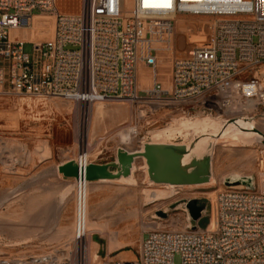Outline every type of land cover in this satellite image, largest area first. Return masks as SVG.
Instances as JSON below:
<instances>
[{
    "label": "built area",
    "instance_id": "2783aa9c",
    "mask_svg": "<svg viewBox=\"0 0 264 264\" xmlns=\"http://www.w3.org/2000/svg\"><path fill=\"white\" fill-rule=\"evenodd\" d=\"M46 15L53 19L51 37L25 40L20 31ZM189 17L212 19L211 39L185 57L174 56L168 89L140 94L138 48L149 23H171L173 34L175 21ZM2 96L79 105L118 100L137 105L139 118L157 106L183 115L198 108L237 123L251 105L264 106V0H84L78 15L59 13L55 0H0ZM203 216V229L198 223L195 230L155 227L146 232L135 260L101 264H175V257L178 264H264V178L251 188H224ZM85 238L84 206L76 204L73 249ZM64 252L70 254L58 257ZM81 263L71 249L32 257L0 253V264Z\"/></svg>",
    "mask_w": 264,
    "mask_h": 264
},
{
    "label": "rangeland",
    "instance_id": "374dc122",
    "mask_svg": "<svg viewBox=\"0 0 264 264\" xmlns=\"http://www.w3.org/2000/svg\"><path fill=\"white\" fill-rule=\"evenodd\" d=\"M58 7L69 10L70 3L58 0ZM170 25L149 23V31L139 45L137 89L140 94L170 87L175 56ZM31 29L35 34L30 41H45L52 35L53 19L48 15L37 18ZM176 34L177 57H185L190 40L211 38L212 19L182 18L177 23ZM249 112L245 119L239 117L236 120L250 125L256 139L237 135L233 120L205 109H191L189 115H183L171 106H157L153 113L139 118L137 105L118 100L79 105L62 98L0 97V253L9 257H32L51 249L73 250V235L64 242H51L35 235L42 234L56 216L60 217V235L63 234L70 210L73 212L74 232L77 181L67 188H63L67 183L61 181L60 208L53 213L47 207L51 203V192L20 184L24 172L34 165V160L50 157L53 164L65 163L80 154L81 165L88 164V161L110 162L117 148L136 149L143 142L185 146L187 153L181 161V170L188 171L190 161H208L210 181L189 187L154 185L147 181L144 164V170L133 166L130 177L121 178L117 183L102 181L104 183L96 185L98 189L93 193L91 190L95 185L86 183L88 234L85 241L88 250L87 256L86 253L83 256L85 263L101 264L106 252L137 249L140 232L149 222L153 223L151 229H183L188 225L183 201L197 200L209 211L212 202L224 189V182L252 178L256 186L261 176L264 177V106L251 105ZM206 123L228 127L213 132L203 128ZM128 128L133 135L123 141L119 134ZM186 160L188 165L184 166ZM97 201L104 204L102 212L107 215H100L101 205ZM111 205L114 209L118 207L113 218H127V222H123L128 230L125 238L114 237L122 223L111 225L105 222L111 219ZM173 206L175 208L171 209ZM158 213H164L166 217L161 218ZM99 215L100 222L104 221L101 225L95 221ZM149 215L153 216L150 221ZM207 222L203 216L198 226L203 229ZM79 260L84 262L81 258ZM174 262L178 264L179 258L175 257Z\"/></svg>",
    "mask_w": 264,
    "mask_h": 264
},
{
    "label": "water",
    "instance_id": "95a60500",
    "mask_svg": "<svg viewBox=\"0 0 264 264\" xmlns=\"http://www.w3.org/2000/svg\"><path fill=\"white\" fill-rule=\"evenodd\" d=\"M186 151V147L182 145L144 143L141 149L130 153L123 148H118L115 160L109 164L88 163L80 165L77 160L68 161L61 164L57 171L61 177L74 181H85L87 183L118 181L121 178L130 177L135 160L143 159L147 178L154 185L189 187L208 184L210 181L207 172L209 168L208 161H190L188 171L181 170L180 164L183 156L187 153ZM253 185L252 178L240 180L234 184H232V180L223 183L224 188L238 186L251 188ZM182 204L186 209L189 228L195 230L206 208L204 205H200L197 200H186ZM174 208V206L171 207V209ZM157 215L161 218L166 217L164 213H158ZM69 254V252L59 253L58 257L68 256Z\"/></svg>",
    "mask_w": 264,
    "mask_h": 264
},
{
    "label": "crops",
    "instance_id": "0c3cea01",
    "mask_svg": "<svg viewBox=\"0 0 264 264\" xmlns=\"http://www.w3.org/2000/svg\"><path fill=\"white\" fill-rule=\"evenodd\" d=\"M70 3V7L68 8L69 10H61L58 7V0H55V7L56 10L64 15H78L81 13L82 8H83V2L84 0H67ZM182 18H179L178 20L175 21V28H174V33H173V37H174V55L175 57H177V34H176V28H177V23L178 21H180ZM212 37V36H211ZM209 39H192L190 40L189 43V49L191 47L200 45L205 43L206 41L210 40ZM188 49V50H189ZM144 144L141 143V146ZM141 146H138L136 149H125L127 152H134L135 150H139L141 148ZM118 149V148H117ZM117 151V150H116ZM115 155L113 156V159L110 162H96V161H88L89 163L92 164H98V165H105V164H109L112 163L115 160ZM80 156V154L74 158L73 160L70 161H76L78 159V157ZM66 163V162H65ZM64 163H56L53 164L52 160L50 161V157L46 158L44 160H34V165L32 167H29L23 174V177L21 179L20 184H26V185H34V187L37 190H48V192H51V203L47 205V207H49V209H51V212H57L60 208V204H59V193L61 190V181L67 183L66 185L63 186V188H67L69 186H72L74 183V180H69V179H65L63 177H61L58 174L57 168ZM144 160L143 159H136L133 166H135V169L138 168L140 166V168H143L144 170ZM135 171V170H134ZM119 181V180H118ZM148 183L150 182L147 178ZM116 182V181H115ZM104 182L102 181H97V182H93V183H89V185H95L92 186L94 188H92V193L94 191H97V186L99 184H103ZM117 183V182H116ZM122 185H126V186H130L128 184H124V183H120ZM148 187H150V185L148 184ZM150 191V190H149ZM98 203V201H97ZM99 206L101 205V214L107 215L105 214V212H102V205H104L103 203H98ZM113 205H111L112 207ZM55 210V211H54ZM112 213H111V219H109V221H105L111 225H115L118 223H122L123 226L120 227V229H118L117 231H115V238H125L127 237L126 233L128 232V230H126V226H124L123 222H127V218H121V219H116L113 218V215L117 212L118 207L114 206L112 207ZM40 213H44L43 211H41ZM68 221L65 224V230L64 233L60 235V217L56 216L52 218L51 221V225L46 227V229H44V231H42V234L37 233L35 235L36 238H40V239H46L49 240L51 242H56L61 240V242L64 241H69L73 235V212L72 210L68 211ZM100 215L95 218V221L101 225L100 223L104 222H100L101 218ZM150 219H153V216H148V220L150 221ZM153 222V221H151ZM153 223H147V227H145L144 229L141 230L140 232V242L139 245L141 243V241L144 239L146 232H148L151 228L150 225ZM149 226V227H148ZM104 232H102L103 235ZM100 235V234H99ZM32 237V236H29ZM106 237V236H103ZM99 238V237H98ZM56 240V241H55ZM50 242V243H51ZM138 245V247H139ZM138 248H131L129 250H125L122 252H118V250H115L111 253L106 252L105 255L102 257V261L104 260H109V261H133L136 259V254H137Z\"/></svg>",
    "mask_w": 264,
    "mask_h": 264
},
{
    "label": "bare ground",
    "instance_id": "6f19581e",
    "mask_svg": "<svg viewBox=\"0 0 264 264\" xmlns=\"http://www.w3.org/2000/svg\"><path fill=\"white\" fill-rule=\"evenodd\" d=\"M41 19V17H35L32 22L34 23V20L35 19ZM51 18V17H50ZM20 34L22 35V37L25 39V40H32V37L33 35L35 34L33 32L32 29H24V30H21L20 31ZM33 116V115H32ZM228 125L226 126H222L220 127V125H217V124H213V123H206L204 124L203 128L205 129H210L211 131L213 132H221L222 129H225L227 128ZM233 128H234V131L236 132V134L238 135H241L242 137L244 138H250V139H256V135H255V132L253 130V128L250 126V125H246L244 123H242L241 121H237V123H235L233 125ZM131 129H126L124 131V133H120L119 136L122 138L123 141L126 140H129L130 136H132V132L133 131H130ZM134 134H135V131H134ZM256 137V138H255ZM188 165V161L186 160L184 166ZM247 165V164H246ZM261 178H264L263 176H261ZM245 179H249V178H238L237 180H234L232 181V184H234L235 182H238L240 180H245ZM76 182V181H75ZM234 182V183H233ZM86 183L85 181H77V184H76V190H75V200H76V204H81L84 206V214H85V231H86V236L88 234V231H87V225H86V213H85V200H86V196H85V190H86ZM76 206V205H75ZM187 220V219H186ZM1 226V225H0ZM153 226V225H152ZM151 226V227H152ZM154 227V226H153ZM4 228H5V225H4ZM7 228V226H6ZM74 233V232H73ZM86 241L85 240H82L81 242H78L77 243V248L75 247L72 251L75 252V257L78 256V258H81L82 262L81 264H86L85 263V258L83 257L84 254L86 253ZM67 249V248H65ZM111 249V248H110ZM86 256H87V253H86ZM80 261V260H79Z\"/></svg>",
    "mask_w": 264,
    "mask_h": 264
},
{
    "label": "snow or ice",
    "instance_id": "6c2138e0",
    "mask_svg": "<svg viewBox=\"0 0 264 264\" xmlns=\"http://www.w3.org/2000/svg\"><path fill=\"white\" fill-rule=\"evenodd\" d=\"M161 6H168V5H161Z\"/></svg>",
    "mask_w": 264,
    "mask_h": 264
}]
</instances>
